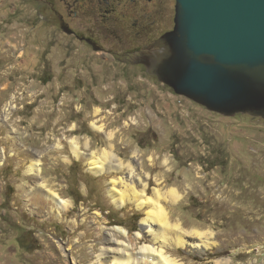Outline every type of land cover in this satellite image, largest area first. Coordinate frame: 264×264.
<instances>
[{"label":"rangeland","instance_id":"1","mask_svg":"<svg viewBox=\"0 0 264 264\" xmlns=\"http://www.w3.org/2000/svg\"><path fill=\"white\" fill-rule=\"evenodd\" d=\"M174 5L149 7L137 39L129 25L71 12L62 0H0V264H90L108 229L127 230L141 246L146 208L118 207L107 193L126 171L97 175L87 165L109 145L133 167L136 190L159 189L170 222L208 244H171L178 262L264 264V119L211 112L124 58L173 28ZM56 12L101 50L60 31ZM48 189L69 206L57 208Z\"/></svg>","mask_w":264,"mask_h":264},{"label":"water","instance_id":"2","mask_svg":"<svg viewBox=\"0 0 264 264\" xmlns=\"http://www.w3.org/2000/svg\"><path fill=\"white\" fill-rule=\"evenodd\" d=\"M135 63L225 116L264 119V0H175L173 28Z\"/></svg>","mask_w":264,"mask_h":264},{"label":"bare ground","instance_id":"3","mask_svg":"<svg viewBox=\"0 0 264 264\" xmlns=\"http://www.w3.org/2000/svg\"><path fill=\"white\" fill-rule=\"evenodd\" d=\"M3 111L4 117L6 118L8 116V107L7 109L4 108ZM97 112L98 110L95 111V113ZM91 127L98 132H103L104 130L102 126H96L95 123H91ZM112 136L111 133L106 134V140L110 141ZM70 143L75 154L80 156L81 154L78 153V141L73 139ZM84 147H89L88 140L84 142ZM113 150L112 145H109L107 148H102L100 151H91L87 155V165L89 166V169L97 175L105 173L117 174L126 171L124 177L111 178L107 182L111 184L107 188V193L112 199V202L118 205V207H123L127 202H133L138 210L142 209L143 211V209L146 208L143 211L142 234L139 232L135 234V239L137 241L141 240L142 244L137 247L136 244L132 242L133 240H130L127 230L123 228L104 230V236L101 240L99 251L92 255V262L90 264H182L178 262L176 257H174V254L171 253V244H173L174 247L182 248L187 244L184 239L185 237L197 238L199 242L193 243L192 246L208 247V244L202 241L199 232L191 231L185 233L182 230L180 223L170 222L169 214L160 204L163 193H161L159 189H153L151 196L146 193L145 188L140 191L136 190L131 176L133 175V167L129 162L124 163V159H121V157L115 154ZM37 157L39 158L38 154ZM39 165V159H36L27 167V171L32 172L33 174L37 171L40 173L38 168ZM167 178H169V176ZM143 186L145 187V185ZM39 188L45 189L46 187L44 184H40ZM166 193L172 200L175 201L177 199L175 190L171 189ZM45 196L55 203L57 208H64L70 204L69 201L62 199L57 193L49 189L45 192ZM171 235L174 237V240ZM229 263V259H219L215 261V264Z\"/></svg>","mask_w":264,"mask_h":264},{"label":"flooded vegetation","instance_id":"4","mask_svg":"<svg viewBox=\"0 0 264 264\" xmlns=\"http://www.w3.org/2000/svg\"><path fill=\"white\" fill-rule=\"evenodd\" d=\"M62 2L64 3L66 9L70 10L71 12L75 13L76 10H82L84 12L86 11L91 16L99 14L100 20L108 21L109 24L115 22L125 26L129 25L130 27L128 26V34L131 37L137 39L145 36L143 24H141L143 21V16L145 15V11L149 7H156L158 4H160V0H62ZM47 5L50 6L51 10L54 7L53 4L49 2H47ZM55 16L57 18L60 31L67 35L78 38L81 42L86 43L96 51L101 50V47L97 45L91 32L86 35L80 34L75 28H72L68 24L65 13L62 14L60 12H56ZM165 32H167V30L160 33L156 38L147 41L140 47L125 50V60L129 61L130 58H133L131 60L133 64L143 66L140 63H135V60H137L143 54L146 55L151 53V50L147 47ZM157 33L158 32H156V34ZM152 36L153 35H151V37Z\"/></svg>","mask_w":264,"mask_h":264}]
</instances>
